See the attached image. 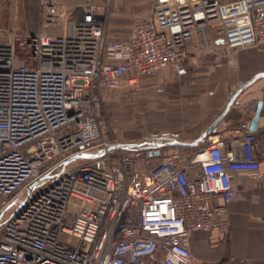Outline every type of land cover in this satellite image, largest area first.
Segmentation results:
<instances>
[{"label":"built area","instance_id":"1","mask_svg":"<svg viewBox=\"0 0 264 264\" xmlns=\"http://www.w3.org/2000/svg\"><path fill=\"white\" fill-rule=\"evenodd\" d=\"M109 1L68 12L39 0L23 62L11 36L0 40V214L36 184L1 219L0 264H201L190 235L226 234L234 181L264 184L254 102L238 126L172 148L157 145L167 134L105 141L100 96L182 74L192 52L264 48V0H153L128 40L106 35ZM117 144L133 146L65 164Z\"/></svg>","mask_w":264,"mask_h":264},{"label":"crops","instance_id":"2","mask_svg":"<svg viewBox=\"0 0 264 264\" xmlns=\"http://www.w3.org/2000/svg\"><path fill=\"white\" fill-rule=\"evenodd\" d=\"M9 1L11 11L13 5L20 9L22 19L30 34L37 25L39 0H0ZM58 3L68 12L90 0H48ZM230 3L235 0H220ZM113 10H117L116 2L111 0ZM151 13L148 15L150 16ZM146 16V17H148ZM144 18V17H143ZM135 24V23H134ZM134 26V25H133ZM133 28V27H132ZM132 31L125 38L112 37L110 40H128ZM195 68L201 70L202 76H210V81L200 80L195 88H187L189 94L180 105L174 109L173 115L182 114L194 123H179L177 128L164 134L178 138L184 142L196 140L225 110L230 96L245 84L237 94L234 102L221 119L227 129L238 126L245 120L244 104L260 103L258 123L254 131L261 132L264 122V48L248 46L240 49H229L223 46L212 51L192 52L186 59V70ZM206 71V72H203ZM203 84L206 85L203 88ZM210 89V91H205ZM193 94L192 96H190ZM190 124V125H189ZM173 125V124H172ZM189 128V129H188ZM144 138V137H143ZM134 142V141H121ZM255 157L260 163V171L264 174V137H258ZM234 187L238 197L227 204L225 219L227 233L222 236H208L205 232H195L190 235L191 253L201 264H264V184L254 183L251 188H245L237 180Z\"/></svg>","mask_w":264,"mask_h":264},{"label":"rangeland","instance_id":"3","mask_svg":"<svg viewBox=\"0 0 264 264\" xmlns=\"http://www.w3.org/2000/svg\"><path fill=\"white\" fill-rule=\"evenodd\" d=\"M115 2L117 10H113L114 4L111 6L110 0L105 16L106 35L109 38L129 36L134 23L151 13L153 0H114ZM13 8L15 11H11L9 1L7 4L4 2L0 4V40L8 35L11 36L15 40V52L18 59L23 62L24 60L20 57L29 52L23 40L30 31L24 24L20 9L16 4ZM38 30L39 10L36 29L33 32ZM203 72L206 71L203 70ZM201 73V70L195 68L190 70L185 68V71L179 75L167 74L154 78H142L141 85L136 90L102 89L100 96L103 139L107 142L139 141L143 137H158L166 131H172L180 122L194 123L195 118L190 121L181 113L175 116L173 112L174 109H179L182 102L189 97L187 88H195L200 80L210 81V76H202ZM205 87L206 85L203 84V88ZM207 89L205 91H210L209 88ZM220 122L223 121L220 120L218 123ZM176 140L181 141L178 138ZM72 166L73 164L69 168Z\"/></svg>","mask_w":264,"mask_h":264},{"label":"water","instance_id":"4","mask_svg":"<svg viewBox=\"0 0 264 264\" xmlns=\"http://www.w3.org/2000/svg\"><path fill=\"white\" fill-rule=\"evenodd\" d=\"M247 84L241 86L239 88V90H236L231 96L230 98L228 99L226 105H225V110L224 112L219 115L213 122L212 124L194 141L192 142H184V141H179V140H176V139H173L169 142H165V141H162V142H158L157 145L159 147H172V148H195L197 147L198 145H200L201 143H203L204 139L206 136L210 135V134H214L215 131H216V125L217 123L223 118L225 112L228 110V108L231 106V104L234 102L237 94L239 93L240 90H242L244 87H246ZM260 107H261V104L258 103L257 104V108H256V111H255V115L252 119V122H251V128H250V131H254L255 128L257 127V123H258V114H259V111H260ZM133 145L132 144H117V145H111L109 147H107L106 149L104 150H101L99 152H97L96 154H85V155H80V156H77V157H73L71 159H69L66 163L70 162V161H73L75 159H93V158H96L97 156H99L100 154L104 153L105 150H113V149H130ZM136 146V145H135ZM155 153V152H154ZM156 155V153L154 154ZM36 184H33L29 187H27L12 203L11 205L4 211L0 214V228L1 226L4 224L3 221H1L2 217L7 214V213H10L11 212V215L10 216H13L14 214H16V212L18 211V207L20 205V203L22 202L23 199H25L29 192L35 187ZM24 202V201H23ZM14 209V210H13Z\"/></svg>","mask_w":264,"mask_h":264}]
</instances>
